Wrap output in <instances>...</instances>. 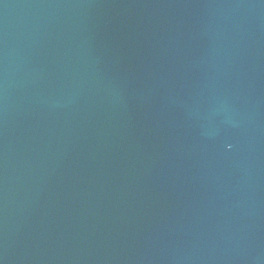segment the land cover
<instances>
[{"label": "water", "instance_id": "water-1", "mask_svg": "<svg viewBox=\"0 0 264 264\" xmlns=\"http://www.w3.org/2000/svg\"><path fill=\"white\" fill-rule=\"evenodd\" d=\"M0 264H264V0H0Z\"/></svg>", "mask_w": 264, "mask_h": 264}]
</instances>
